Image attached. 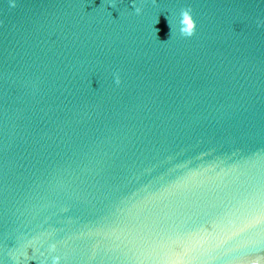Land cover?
<instances>
[{
  "label": "water",
  "instance_id": "1",
  "mask_svg": "<svg viewBox=\"0 0 264 264\" xmlns=\"http://www.w3.org/2000/svg\"><path fill=\"white\" fill-rule=\"evenodd\" d=\"M15 3L0 264H264V0Z\"/></svg>",
  "mask_w": 264,
  "mask_h": 264
},
{
  "label": "clouds",
  "instance_id": "2",
  "mask_svg": "<svg viewBox=\"0 0 264 264\" xmlns=\"http://www.w3.org/2000/svg\"><path fill=\"white\" fill-rule=\"evenodd\" d=\"M152 2L155 4L156 0H152ZM9 6L10 7H15L16 3L15 0H9ZM113 7L115 6L114 4L112 5ZM133 8L136 14H140L142 11V8L140 6H137L135 4H133ZM167 22L169 25V29H170V33H169V38H170V34L172 33L173 29L172 26L169 24L168 18ZM158 18H157V23H158ZM178 24H179V28L178 31L182 36L185 37H191L194 34L195 31V21L192 17L191 14V8L190 7H186V8H182L179 12V20H178ZM264 25V21H258V27ZM159 31V29H156V33ZM167 42V41H166ZM114 76V80L116 84L120 83V76L118 73H113ZM54 247V245H53ZM60 257L59 256H53L52 257V264H58ZM41 264H44L43 261H41ZM249 264H262L261 258H256L253 259L249 262Z\"/></svg>",
  "mask_w": 264,
  "mask_h": 264
}]
</instances>
